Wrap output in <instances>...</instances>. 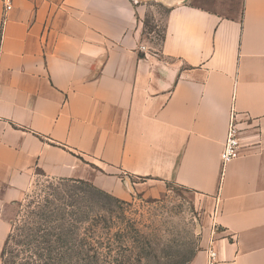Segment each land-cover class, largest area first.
I'll use <instances>...</instances> for the list:
<instances>
[{
  "label": "crops",
  "instance_id": "crops-1",
  "mask_svg": "<svg viewBox=\"0 0 264 264\" xmlns=\"http://www.w3.org/2000/svg\"><path fill=\"white\" fill-rule=\"evenodd\" d=\"M233 114L241 149L222 164ZM37 174L123 202L177 186L211 213L188 264L210 245L264 264V0L0 2V264Z\"/></svg>",
  "mask_w": 264,
  "mask_h": 264
},
{
  "label": "rangeland",
  "instance_id": "rangeland-1",
  "mask_svg": "<svg viewBox=\"0 0 264 264\" xmlns=\"http://www.w3.org/2000/svg\"><path fill=\"white\" fill-rule=\"evenodd\" d=\"M232 1L240 5V0ZM166 12V7L153 3L143 31L145 44L150 48L155 49L161 43ZM25 212L41 213L40 223L55 228V245L49 247L41 240L35 249L34 244L18 237L26 229L22 223ZM210 216L203 197L171 184L156 196L136 193L123 202L87 184L49 180L37 174L11 222L12 238L6 261L7 264H188L201 247ZM48 235L46 241L50 239ZM68 238L69 250L60 244Z\"/></svg>",
  "mask_w": 264,
  "mask_h": 264
},
{
  "label": "trees",
  "instance_id": "trees-1",
  "mask_svg": "<svg viewBox=\"0 0 264 264\" xmlns=\"http://www.w3.org/2000/svg\"><path fill=\"white\" fill-rule=\"evenodd\" d=\"M61 182L87 184V183L80 182V181H61ZM87 186L91 187L88 184H87ZM27 209H28V207H27ZM22 218H23V221H22L23 226L26 229H24V231H21V234L18 237L22 238V240H25V242H28L29 244L35 245L37 242H39V241L41 242V240H42V242L47 243L49 247L51 244L55 245V242L53 239L55 237V234H54L55 228L52 226L47 227L46 223H44V224L40 223L41 213L35 214V213H31V212H27V213L25 212V214H23ZM53 222H55V221H53ZM51 229H52V231H51ZM40 234H42V236ZM47 235L50 236V239L48 241L45 240L46 238H49V237H47ZM43 236H45V237H43ZM11 238H12V235H11V231H10V234L7 238V241H6L3 253H2L1 264H7V261H6L7 247L10 243ZM20 243H22V242H20ZM18 244H19V242H18ZM60 244L62 245L63 248L65 247L67 250L70 249L69 246L71 244L69 243V238H68V240L65 239V240L60 241ZM34 247L36 249V245Z\"/></svg>",
  "mask_w": 264,
  "mask_h": 264
},
{
  "label": "built area",
  "instance_id": "built-area-1",
  "mask_svg": "<svg viewBox=\"0 0 264 264\" xmlns=\"http://www.w3.org/2000/svg\"><path fill=\"white\" fill-rule=\"evenodd\" d=\"M15 1L16 0H0L4 14L13 10ZM144 50L145 48L141 47V51ZM240 134L235 115L233 114L231 115L227 128L226 139L220 153V160L222 164H227L239 156L241 149ZM206 264H218L217 253L212 245L206 249Z\"/></svg>",
  "mask_w": 264,
  "mask_h": 264
}]
</instances>
